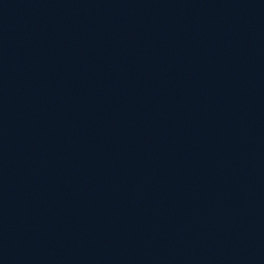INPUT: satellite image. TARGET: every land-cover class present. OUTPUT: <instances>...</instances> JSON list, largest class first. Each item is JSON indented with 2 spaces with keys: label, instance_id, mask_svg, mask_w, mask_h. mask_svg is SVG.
Segmentation results:
<instances>
[{
  "label": "water",
  "instance_id": "95a60500",
  "mask_svg": "<svg viewBox=\"0 0 264 264\" xmlns=\"http://www.w3.org/2000/svg\"><path fill=\"white\" fill-rule=\"evenodd\" d=\"M0 264H264V0H0Z\"/></svg>",
  "mask_w": 264,
  "mask_h": 264
}]
</instances>
